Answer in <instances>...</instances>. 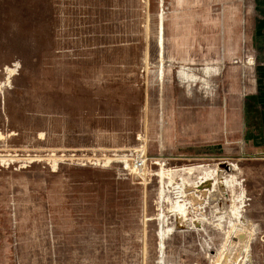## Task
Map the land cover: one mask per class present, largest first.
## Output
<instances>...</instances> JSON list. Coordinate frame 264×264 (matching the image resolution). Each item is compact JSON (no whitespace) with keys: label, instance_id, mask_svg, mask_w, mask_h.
Here are the masks:
<instances>
[{"label":"rangeland","instance_id":"374dc122","mask_svg":"<svg viewBox=\"0 0 264 264\" xmlns=\"http://www.w3.org/2000/svg\"><path fill=\"white\" fill-rule=\"evenodd\" d=\"M0 264H264V0H0Z\"/></svg>","mask_w":264,"mask_h":264},{"label":"bare ground","instance_id":"6f19581e","mask_svg":"<svg viewBox=\"0 0 264 264\" xmlns=\"http://www.w3.org/2000/svg\"><path fill=\"white\" fill-rule=\"evenodd\" d=\"M207 180H205V182H206ZM205 182H203V183H205ZM176 208H177V211H181V213H183V210H181V207L180 206H176Z\"/></svg>","mask_w":264,"mask_h":264}]
</instances>
